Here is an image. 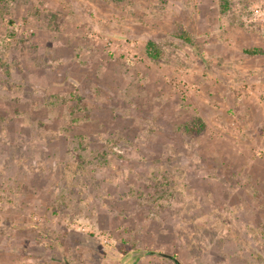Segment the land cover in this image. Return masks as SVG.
<instances>
[{
	"label": "rangeland",
	"instance_id": "obj_1",
	"mask_svg": "<svg viewBox=\"0 0 264 264\" xmlns=\"http://www.w3.org/2000/svg\"><path fill=\"white\" fill-rule=\"evenodd\" d=\"M0 264H264V0H0Z\"/></svg>",
	"mask_w": 264,
	"mask_h": 264
},
{
	"label": "trees",
	"instance_id": "obj_2",
	"mask_svg": "<svg viewBox=\"0 0 264 264\" xmlns=\"http://www.w3.org/2000/svg\"><path fill=\"white\" fill-rule=\"evenodd\" d=\"M5 1V0H3ZM184 41L188 42V38H183ZM260 51L257 49H253V50H247L246 53L249 55H255L257 53H259ZM146 54L147 56L153 61L156 62L160 59V51L158 50V48L156 47V45L153 42H148L146 45ZM200 127L202 128V125L200 124V126L198 127H190L187 128V131H189L192 135H194L195 133H199L200 131Z\"/></svg>",
	"mask_w": 264,
	"mask_h": 264
}]
</instances>
